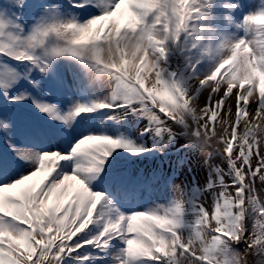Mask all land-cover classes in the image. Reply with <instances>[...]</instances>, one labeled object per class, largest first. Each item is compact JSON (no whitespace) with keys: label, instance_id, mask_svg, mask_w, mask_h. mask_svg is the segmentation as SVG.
<instances>
[{"label":"snow or ice","instance_id":"snow-or-ice-1","mask_svg":"<svg viewBox=\"0 0 264 264\" xmlns=\"http://www.w3.org/2000/svg\"><path fill=\"white\" fill-rule=\"evenodd\" d=\"M241 254L264 264V0H0V264Z\"/></svg>","mask_w":264,"mask_h":264},{"label":"rangeland","instance_id":"rangeland-1","mask_svg":"<svg viewBox=\"0 0 264 264\" xmlns=\"http://www.w3.org/2000/svg\"><path fill=\"white\" fill-rule=\"evenodd\" d=\"M249 6H251V3H255L256 0H247ZM207 168L204 164V157L199 156L198 158H193L191 161V171L187 172V175L189 177L192 176H198L203 177L206 175ZM180 180H184V176L181 175ZM179 183V181H177Z\"/></svg>","mask_w":264,"mask_h":264},{"label":"clouds","instance_id":"clouds-1","mask_svg":"<svg viewBox=\"0 0 264 264\" xmlns=\"http://www.w3.org/2000/svg\"><path fill=\"white\" fill-rule=\"evenodd\" d=\"M241 264H247L246 254H241Z\"/></svg>","mask_w":264,"mask_h":264}]
</instances>
